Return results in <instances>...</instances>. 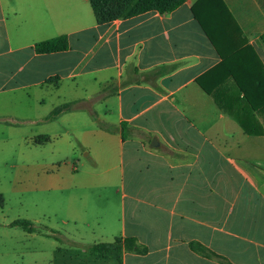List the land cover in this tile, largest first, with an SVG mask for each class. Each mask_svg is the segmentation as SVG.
<instances>
[{
    "label": "crops",
    "instance_id": "obj_1",
    "mask_svg": "<svg viewBox=\"0 0 264 264\" xmlns=\"http://www.w3.org/2000/svg\"><path fill=\"white\" fill-rule=\"evenodd\" d=\"M196 1L98 24L90 0H0V124L33 126L26 147L72 149L61 125L81 122L84 157L101 166L62 183L48 176L57 191L43 215L54 222L44 233L22 228L23 264H264V111L249 108L228 68L210 72L221 58L191 12ZM222 2L232 53L264 69V0ZM60 35L67 50L36 52ZM50 229L71 242L45 248ZM114 237L143 252L124 250L119 263L86 249Z\"/></svg>",
    "mask_w": 264,
    "mask_h": 264
},
{
    "label": "rangeland",
    "instance_id": "obj_2",
    "mask_svg": "<svg viewBox=\"0 0 264 264\" xmlns=\"http://www.w3.org/2000/svg\"><path fill=\"white\" fill-rule=\"evenodd\" d=\"M65 123L61 128L66 131L64 138L71 141L72 149L65 143L57 146L52 141L40 146L26 147L21 143V138L26 137L28 129L33 126L19 122L0 124V127L7 125L6 129L0 128V264H23L20 255L23 229L20 226H10L9 223L15 219L29 220L35 230L37 228L38 232L44 233L47 232L44 226L50 227L54 222L52 217L43 215L51 214L52 194L57 191L56 188H48L51 186L48 176L52 175L62 183L75 172L84 174L85 167L97 172L101 170V166L94 160L93 163L91 156L84 157V145L87 141L77 133L83 129V123ZM38 138L45 140L46 136L39 135ZM78 158L80 162L77 161ZM34 218L38 222H34ZM54 240L53 237L45 236V248H51ZM34 243V240L29 241L32 246Z\"/></svg>",
    "mask_w": 264,
    "mask_h": 264
},
{
    "label": "trees",
    "instance_id": "obj_3",
    "mask_svg": "<svg viewBox=\"0 0 264 264\" xmlns=\"http://www.w3.org/2000/svg\"><path fill=\"white\" fill-rule=\"evenodd\" d=\"M185 0H90V6L98 24L111 22L119 18H127L147 11H156L159 13H168L179 7ZM191 12L195 20L200 25L204 34L219 54L221 61L218 68H228L227 72L232 78L234 86L239 92H242L245 102L252 111H264V69L260 64H255L248 56H243L239 52L232 53L235 23L231 14L227 10L222 0H197L191 6ZM264 39V36H262ZM68 39L66 35H60L51 39L43 40L35 43V50L38 53H51L64 51L68 49ZM230 49L225 53L226 49ZM252 50L246 47V50ZM235 51V50H234ZM241 55V56H240ZM209 72V73H210ZM197 83L210 94V91L202 84L201 78H197ZM250 89V91L248 90ZM213 95L215 104L221 110L227 111L226 101L218 99V96ZM61 108L54 109L49 117L56 115ZM102 128L112 131L110 127L104 123L99 124ZM121 136L126 137L124 130L125 124L121 123ZM39 136L36 137L37 141ZM0 205H2V195L0 194ZM10 226H20L27 232H33L35 228L29 220L15 219ZM47 237H53L59 243H69V239L64 237L56 230H50L45 233ZM190 247L201 252L206 256H214L213 253H208L204 247L197 243H191ZM89 253L99 257L113 258L119 263L122 259L124 250L143 252L134 238L131 237H114L110 242H97L86 246Z\"/></svg>",
    "mask_w": 264,
    "mask_h": 264
}]
</instances>
